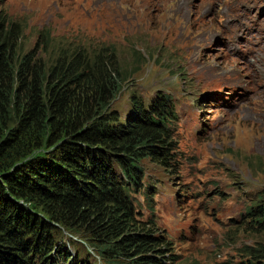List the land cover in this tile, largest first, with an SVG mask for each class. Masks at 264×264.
Listing matches in <instances>:
<instances>
[{
    "label": "rangeland",
    "instance_id": "obj_1",
    "mask_svg": "<svg viewBox=\"0 0 264 264\" xmlns=\"http://www.w3.org/2000/svg\"><path fill=\"white\" fill-rule=\"evenodd\" d=\"M0 8L23 26L21 50L47 61L79 45L115 47L126 81L112 106L123 114L132 94L148 103L170 93L178 146L170 168L143 160L137 210L173 241L175 264H237L259 236L243 224L246 208L264 198V71L255 66L264 0H0ZM58 236L72 258L104 264L87 243Z\"/></svg>",
    "mask_w": 264,
    "mask_h": 264
},
{
    "label": "trees",
    "instance_id": "obj_2",
    "mask_svg": "<svg viewBox=\"0 0 264 264\" xmlns=\"http://www.w3.org/2000/svg\"><path fill=\"white\" fill-rule=\"evenodd\" d=\"M22 34L0 8V264H91L72 258L65 231L104 264H175L173 241L141 218L132 194L145 158L172 166V96L132 94L123 114L112 106L126 81L115 47L79 45L47 61L21 50ZM245 223L259 236L237 264H264L263 197Z\"/></svg>",
    "mask_w": 264,
    "mask_h": 264
},
{
    "label": "bare ground",
    "instance_id": "obj_3",
    "mask_svg": "<svg viewBox=\"0 0 264 264\" xmlns=\"http://www.w3.org/2000/svg\"><path fill=\"white\" fill-rule=\"evenodd\" d=\"M180 9H181V7H180ZM259 61H262L261 63H257L255 66L257 67H259L260 66V70L262 69L263 71H264V58H262V59H260L259 58ZM255 64V63H254ZM231 78H233V77H231ZM233 83V82H232ZM224 84V83H223Z\"/></svg>",
    "mask_w": 264,
    "mask_h": 264
}]
</instances>
